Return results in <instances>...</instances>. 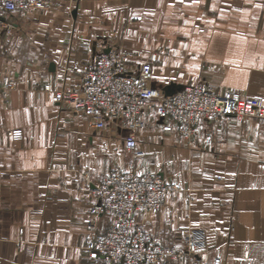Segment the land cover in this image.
I'll return each instance as SVG.
<instances>
[{
  "label": "crops",
  "instance_id": "obj_1",
  "mask_svg": "<svg viewBox=\"0 0 264 264\" xmlns=\"http://www.w3.org/2000/svg\"><path fill=\"white\" fill-rule=\"evenodd\" d=\"M28 16H13L16 30L37 33L0 41V264H96L83 246V219L92 183L116 166L112 149L124 147V137L55 102L57 74L68 68V84L78 87L103 50L127 54L131 70L159 51L157 87L207 84L264 106V0H54L21 24ZM146 119L141 164L166 178L182 174L185 191L140 214L144 228L180 249L182 231L193 235L204 264H264V119L206 121L190 141ZM9 129H21L23 139ZM108 222L102 218L99 229Z\"/></svg>",
  "mask_w": 264,
  "mask_h": 264
},
{
  "label": "built area",
  "instance_id": "obj_2",
  "mask_svg": "<svg viewBox=\"0 0 264 264\" xmlns=\"http://www.w3.org/2000/svg\"><path fill=\"white\" fill-rule=\"evenodd\" d=\"M53 1L0 0V28L10 33L16 26L13 16L46 10ZM161 59L162 54L155 52L137 70H131L127 58L111 48L86 65L78 87L68 84V68L57 74L60 87L54 91V101L83 113L97 130H116L124 137V147L130 155L126 167L113 166L99 182L92 183L91 209L83 219V246L96 264H167L186 257H191V264H204L206 256L197 253L193 235L182 231L185 249L163 245L138 218L146 211L159 210L172 194L182 198L185 191L182 174L166 178L141 164L146 152L139 146V133L148 126L146 116L163 121V131H175L185 141L192 140L206 121L226 116L264 119L261 100L239 92L221 94L212 87L192 84L165 95L153 83V66ZM3 86L10 89L14 82L5 78ZM9 136L21 140L23 131L12 129ZM206 140L212 141L210 136ZM104 217L109 222L100 230ZM210 264L222 263L215 258Z\"/></svg>",
  "mask_w": 264,
  "mask_h": 264
},
{
  "label": "rangeland",
  "instance_id": "obj_3",
  "mask_svg": "<svg viewBox=\"0 0 264 264\" xmlns=\"http://www.w3.org/2000/svg\"><path fill=\"white\" fill-rule=\"evenodd\" d=\"M43 11H36L33 14L32 17H24L20 20L21 24H24L25 21L27 20V23H30L31 20L33 19H39L42 15H43ZM23 17V16H22ZM32 34V33H37V28L36 27H29V26H26V25H23L19 30H16V28L12 29V31L10 33H7L4 29H1L0 28V41H2L1 43L4 44V41L8 40L10 41V38H12L14 35H17V34ZM8 37V38H7ZM7 42H5V45H6ZM112 49H115L117 52L121 53L123 56H125L127 58V61H128V56L127 54H125L124 52L120 51L117 47H112ZM161 53L159 51H154L152 52L151 54L153 53ZM162 54V53H161ZM151 56V55H150ZM163 57V56H162ZM194 84H201V83H194ZM192 85V84H191ZM204 86H207V87H210L209 85L207 84H202ZM214 89V88H213ZM216 90V89H215ZM217 91V90H216ZM219 93V92H218ZM9 132H10V129L7 130V135L9 136ZM10 137V136H9ZM120 137V136H119ZM117 150V148L115 149ZM119 151V153H118ZM117 152H113V149H112V165H116V166H120V167H126L127 166V163L130 159V155L127 153V151L125 150L124 147H121ZM117 164H121V165H117Z\"/></svg>",
  "mask_w": 264,
  "mask_h": 264
},
{
  "label": "water",
  "instance_id": "obj_4",
  "mask_svg": "<svg viewBox=\"0 0 264 264\" xmlns=\"http://www.w3.org/2000/svg\"><path fill=\"white\" fill-rule=\"evenodd\" d=\"M184 87L183 86H175L174 85H169L168 87H166L165 89H163L165 95H173L175 94L176 92L182 90Z\"/></svg>",
  "mask_w": 264,
  "mask_h": 264
}]
</instances>
